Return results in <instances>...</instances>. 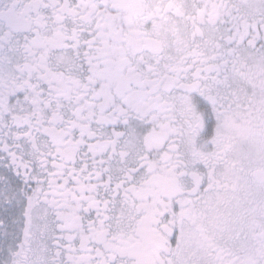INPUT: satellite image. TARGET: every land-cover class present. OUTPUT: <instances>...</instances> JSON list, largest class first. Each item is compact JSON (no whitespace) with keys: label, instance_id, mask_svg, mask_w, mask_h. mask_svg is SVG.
Masks as SVG:
<instances>
[{"label":"snow or ice","instance_id":"obj_1","mask_svg":"<svg viewBox=\"0 0 264 264\" xmlns=\"http://www.w3.org/2000/svg\"><path fill=\"white\" fill-rule=\"evenodd\" d=\"M0 264H264V0H0Z\"/></svg>","mask_w":264,"mask_h":264}]
</instances>
